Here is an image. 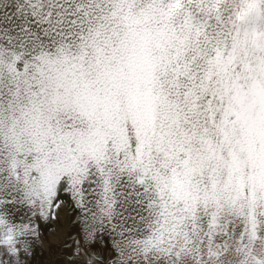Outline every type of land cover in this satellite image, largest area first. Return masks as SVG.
<instances>
[{
	"label": "snow or ice",
	"instance_id": "6c2138e0",
	"mask_svg": "<svg viewBox=\"0 0 264 264\" xmlns=\"http://www.w3.org/2000/svg\"><path fill=\"white\" fill-rule=\"evenodd\" d=\"M0 264H264V0H0Z\"/></svg>",
	"mask_w": 264,
	"mask_h": 264
}]
</instances>
